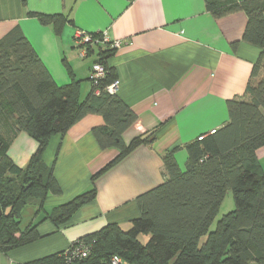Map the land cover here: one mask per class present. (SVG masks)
Returning a JSON list of instances; mask_svg holds the SVG:
<instances>
[{"label": "trees", "instance_id": "trees-1", "mask_svg": "<svg viewBox=\"0 0 264 264\" xmlns=\"http://www.w3.org/2000/svg\"><path fill=\"white\" fill-rule=\"evenodd\" d=\"M215 17L245 12L243 40L261 49L246 93L227 101L229 119L214 134L186 144L188 161L182 169L175 157L179 147L163 155L165 181L139 195L138 217L128 229L111 223L79 238L67 251L36 260L35 264H109L114 255L123 264H264V170L257 151L264 146V0H206ZM60 30L65 14H29ZM101 38L100 33H91ZM234 46H237L235 43ZM100 49L97 61L107 74L85 99L81 82L59 85L20 27L0 39V250L7 252L38 240V222L21 229V214L31 198L44 202L63 192L54 168L44 154L51 137L67 133L88 114L103 116L105 124L93 129L102 149L120 153L93 179L134 149L153 144L156 130L123 140L137 114L107 90L117 80L106 61L116 48ZM90 76V75H89ZM90 79V78H89ZM99 92V93H97ZM25 132L37 142L28 164L19 166L9 155L17 136ZM232 191L233 210L213 227L226 194ZM96 188L57 206L49 215L56 225L67 223L78 209L91 202ZM87 256L75 255L78 247Z\"/></svg>", "mask_w": 264, "mask_h": 264}, {"label": "crops", "instance_id": "crops-1", "mask_svg": "<svg viewBox=\"0 0 264 264\" xmlns=\"http://www.w3.org/2000/svg\"><path fill=\"white\" fill-rule=\"evenodd\" d=\"M241 1V0H239ZM31 12L65 14L60 30L45 25ZM248 18L239 11L215 17L206 0H0V39L20 27L59 85L81 82V98L92 90L91 67L100 49L83 55L79 32L106 34L121 46L107 59L118 81V96L137 114L123 140L156 130L153 144H143L96 177L120 153L102 149L93 129L105 124L102 115L88 114L65 134L51 137L46 164L63 192L44 202L31 198L21 216V229L38 222L41 237L7 252L0 264H35L67 251L82 236L117 223L128 229L140 214L137 198L165 181L163 155L179 147L175 157L186 169V144L219 129L229 119L227 101L246 93L261 49L243 40ZM237 46H234V44ZM37 142L27 133L13 141L9 155L28 164ZM264 170V146L257 151ZM96 188L65 224L49 215L77 195Z\"/></svg>", "mask_w": 264, "mask_h": 264}, {"label": "built area", "instance_id": "built-area-1", "mask_svg": "<svg viewBox=\"0 0 264 264\" xmlns=\"http://www.w3.org/2000/svg\"><path fill=\"white\" fill-rule=\"evenodd\" d=\"M101 38H94L91 33L88 32H79L76 36V43L77 45L81 48L83 55L87 54V49L88 46L91 48L97 47L99 45H106L110 44L112 48H118L121 46L122 42L120 40H114L111 41L109 38L106 36V34H101ZM107 74V69L105 66L99 62H96L92 65L91 71H90V81L93 84H97V82L104 78ZM107 90L112 93L116 94L118 92V81L115 80L112 84L107 86ZM99 93V92H97ZM217 129H213L210 131L209 134H214L216 133ZM204 134L200 135L198 137L199 140L204 139ZM75 255H81V256H87L88 254V248L85 246L78 247L76 251L73 252ZM109 264H123V260L120 256L114 255Z\"/></svg>", "mask_w": 264, "mask_h": 264}, {"label": "rangeland", "instance_id": "rangeland-1", "mask_svg": "<svg viewBox=\"0 0 264 264\" xmlns=\"http://www.w3.org/2000/svg\"><path fill=\"white\" fill-rule=\"evenodd\" d=\"M235 207V202H234V198H233V193L232 191H229L223 201V204L221 206V210L219 215L217 216V219L215 220L213 227H215L217 225L218 220L226 213H228L229 211L233 210Z\"/></svg>", "mask_w": 264, "mask_h": 264}, {"label": "water", "instance_id": "water-1", "mask_svg": "<svg viewBox=\"0 0 264 264\" xmlns=\"http://www.w3.org/2000/svg\"><path fill=\"white\" fill-rule=\"evenodd\" d=\"M0 214H2V210H1V207H0Z\"/></svg>", "mask_w": 264, "mask_h": 264}]
</instances>
